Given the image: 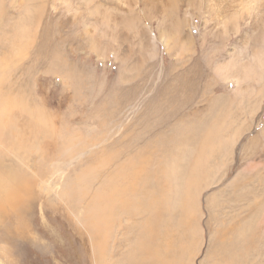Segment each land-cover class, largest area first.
Instances as JSON below:
<instances>
[{
  "label": "rangeland",
  "instance_id": "1",
  "mask_svg": "<svg viewBox=\"0 0 264 264\" xmlns=\"http://www.w3.org/2000/svg\"><path fill=\"white\" fill-rule=\"evenodd\" d=\"M191 4L166 48L157 4L0 0V264H264V13Z\"/></svg>",
  "mask_w": 264,
  "mask_h": 264
},
{
  "label": "bare ground",
  "instance_id": "2",
  "mask_svg": "<svg viewBox=\"0 0 264 264\" xmlns=\"http://www.w3.org/2000/svg\"><path fill=\"white\" fill-rule=\"evenodd\" d=\"M88 1H90L91 3L102 2V1L109 2L115 5L124 13L133 12L134 11L132 9L133 7L135 8L142 7L148 3L159 5L160 16L158 18L157 30L161 34L162 41L166 48H169L173 44V42L179 38V34H183L186 23L190 24L191 32L194 29L198 30L197 25H199L201 22L204 23L205 29H207L206 26L208 25L207 23L209 22V20L205 17L204 13H200V15L195 17V15L193 14L191 1H201L202 3L207 4L208 8L211 9V12H214L218 18L222 17V20L220 22H216V21L214 22V28L218 31L222 30L221 26H226L227 28L234 30L236 23L237 22L240 23V21L245 20V18L247 19L255 18L256 20L260 21L262 18V14L264 13V0H132L135 1L133 4H131L129 0H88ZM167 8L174 10V12L168 13L166 11ZM166 12L170 17V22H171L169 26L170 32L176 33L175 36L172 33L171 34L168 33L169 30L164 18ZM181 14H183L184 22L181 19ZM196 19H198L199 22V24L197 25L194 24V20ZM191 21H193V23H191ZM218 26H220V28H218ZM229 31L230 30L226 31V33H228ZM234 82L236 83L237 81ZM255 167H256L255 165H250L248 168H245L246 173H244L243 176H241L240 174L241 177H239V179L235 181L239 182V180H241L240 181L241 183L240 182L239 183L242 186L240 190L243 197L242 199L247 197L244 200L246 202L245 204L248 203L246 205L247 207H243V208L240 207L241 212H245L247 210L248 213L250 212L252 214L251 215L252 219H255V221H259L264 217V187H262V183L264 185L263 182L264 173L261 174L257 173L254 170ZM18 186L19 185H14L15 190H11L12 185H8L5 189L1 188L4 194H2L0 197V205L2 204L5 205L6 203H9V205H13L12 201L15 199L17 201L18 197L16 192ZM247 188L249 189L247 190ZM258 193H262V195H258ZM239 214L238 216H240ZM235 216H234L235 219H237L238 216L236 214ZM238 220L242 221V219L240 218ZM243 220H245V218ZM147 253H149V251ZM147 253L146 255H148Z\"/></svg>",
  "mask_w": 264,
  "mask_h": 264
}]
</instances>
